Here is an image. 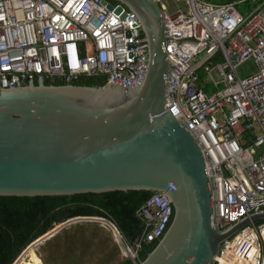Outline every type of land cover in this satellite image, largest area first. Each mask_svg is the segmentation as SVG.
Here are the masks:
<instances>
[{
	"label": "built area",
	"instance_id": "obj_1",
	"mask_svg": "<svg viewBox=\"0 0 264 264\" xmlns=\"http://www.w3.org/2000/svg\"><path fill=\"white\" fill-rule=\"evenodd\" d=\"M155 1L170 62L164 111L184 120L209 158L220 229L264 215V0ZM247 4L242 13L239 6ZM148 61L142 24L119 2L0 0L1 89L104 77L108 86L136 90ZM136 216L143 233L133 244L105 221L132 264L167 232L172 202L153 193ZM214 261L264 264V220L242 227Z\"/></svg>",
	"mask_w": 264,
	"mask_h": 264
},
{
	"label": "water",
	"instance_id": "obj_2",
	"mask_svg": "<svg viewBox=\"0 0 264 264\" xmlns=\"http://www.w3.org/2000/svg\"><path fill=\"white\" fill-rule=\"evenodd\" d=\"M115 1L142 24L149 57L142 86H46L39 79L0 88V197L164 192L173 218L140 264H215L221 245L264 215L220 229L209 158L184 120L164 111L170 62L161 8L155 0Z\"/></svg>",
	"mask_w": 264,
	"mask_h": 264
},
{
	"label": "trees",
	"instance_id": "obj_3",
	"mask_svg": "<svg viewBox=\"0 0 264 264\" xmlns=\"http://www.w3.org/2000/svg\"><path fill=\"white\" fill-rule=\"evenodd\" d=\"M208 1L224 4L232 3L234 0ZM248 5L250 4L239 8L243 10L244 6L248 7ZM45 85L66 86L67 84L56 80ZM71 85L101 88L106 86V79L83 77ZM152 194V192L129 191L64 197H0V264H13L37 239L56 226L76 218L107 219L117 227L126 242L133 244L143 233L142 222L137 218L136 213ZM158 243L144 246L138 254L139 261L143 262ZM30 249L26 252V256ZM120 264H132V262L126 259Z\"/></svg>",
	"mask_w": 264,
	"mask_h": 264
},
{
	"label": "rangeland",
	"instance_id": "obj_4",
	"mask_svg": "<svg viewBox=\"0 0 264 264\" xmlns=\"http://www.w3.org/2000/svg\"><path fill=\"white\" fill-rule=\"evenodd\" d=\"M29 247L13 264H23L31 251L36 252L43 264H120L125 260L105 221L89 219L71 223L55 237L33 247L26 256L24 253Z\"/></svg>",
	"mask_w": 264,
	"mask_h": 264
},
{
	"label": "bare ground",
	"instance_id": "obj_5",
	"mask_svg": "<svg viewBox=\"0 0 264 264\" xmlns=\"http://www.w3.org/2000/svg\"><path fill=\"white\" fill-rule=\"evenodd\" d=\"M107 223V222H106ZM36 248L35 245H32L29 247L30 248ZM32 248L30 250H32ZM28 249V250H29ZM27 250V251H28ZM26 251V252H27ZM26 252L24 254H26ZM30 252V251H29ZM23 264H43V262L41 261V259L37 256L36 252L35 251H31L28 258L23 262Z\"/></svg>",
	"mask_w": 264,
	"mask_h": 264
},
{
	"label": "crops",
	"instance_id": "obj_6",
	"mask_svg": "<svg viewBox=\"0 0 264 264\" xmlns=\"http://www.w3.org/2000/svg\"><path fill=\"white\" fill-rule=\"evenodd\" d=\"M234 1H236V0H234ZM234 1H233V2H234ZM248 6H249V5H248ZM239 7H241V6H239ZM250 7H251V6H250ZM247 8H248V7L244 6L243 10H240V8H238V9H239L242 13H244V12L247 10Z\"/></svg>",
	"mask_w": 264,
	"mask_h": 264
},
{
	"label": "clouds",
	"instance_id": "obj_7",
	"mask_svg": "<svg viewBox=\"0 0 264 264\" xmlns=\"http://www.w3.org/2000/svg\"><path fill=\"white\" fill-rule=\"evenodd\" d=\"M105 220V219H104Z\"/></svg>",
	"mask_w": 264,
	"mask_h": 264
}]
</instances>
